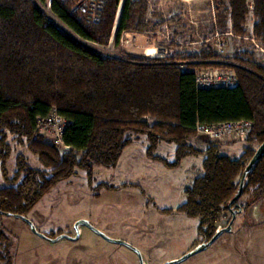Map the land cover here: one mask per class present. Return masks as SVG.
<instances>
[{
	"label": "trees",
	"instance_id": "16d2710c",
	"mask_svg": "<svg viewBox=\"0 0 264 264\" xmlns=\"http://www.w3.org/2000/svg\"><path fill=\"white\" fill-rule=\"evenodd\" d=\"M225 1L232 32L245 34L251 12L253 38L264 45V0H253L252 11L245 0ZM119 2L105 0L95 22L73 13L71 4L63 0H52L50 13L79 38L106 45ZM146 9V0L122 1L115 43L125 30L148 27ZM177 59L187 60L188 67L232 68L237 84L199 88L194 73L181 69ZM53 109L66 121L61 134L68 146L64 151L36 132L37 119ZM238 119L253 121L248 143L258 146L264 141V62L252 54L245 52L229 63L202 45L193 54L163 58L103 56L47 22L34 0H0V172L4 182L0 216H26L75 167L90 172L94 164L115 165L131 142V132L143 135L147 155L168 168L178 167L187 156H203L201 172L184 188V201L177 210L198 218L197 234L208 241L223 210L237 212L244 195L250 201L264 196L263 153L245 174L242 194L228 206L257 146L244 145L240 155L231 158L216 143L203 150L189 143L196 123ZM11 142L35 156L41 167L31 166L23 153H17L10 173ZM161 142L175 145L172 161L153 154ZM8 245L0 230V261H8Z\"/></svg>",
	"mask_w": 264,
	"mask_h": 264
},
{
	"label": "rangeland",
	"instance_id": "374dc122",
	"mask_svg": "<svg viewBox=\"0 0 264 264\" xmlns=\"http://www.w3.org/2000/svg\"><path fill=\"white\" fill-rule=\"evenodd\" d=\"M63 1L71 4L73 13L88 18L89 22L100 18L105 5V0H99V9L82 10L79 6L75 8L79 4L78 0ZM122 1L117 6L112 36L106 45L83 40L64 26L62 29L82 45L103 56L118 58H163L152 50L158 47L164 48L166 55L193 54L202 45H207L215 53V35L219 34V38L227 41L225 52L217 55L221 60L231 63L246 52L252 54L256 61L264 62V52L256 49L251 40V12L245 23V34L236 35L231 30L225 0H146L144 20L149 23L148 27L125 30L115 43L113 33L119 21ZM34 2L44 14L49 15V10H43L46 9L47 1L44 4ZM245 2L246 5H253V0ZM229 31L232 33L224 35ZM257 44L264 47L259 42ZM177 63L183 65L182 69H188L187 60H178ZM225 68L233 71L232 68ZM128 136L131 142L122 149L115 165L104 167L94 164L90 172L75 167L71 176L59 180L37 201L26 218L50 237L61 234L74 237L76 232L73 224L85 219L108 237L120 239L138 249L144 264H162L180 258L204 242V238L197 234L198 218L189 217L177 210L184 201V188L201 172L200 159L198 156H187L178 167L168 168L147 155L148 142L143 135L135 136L129 132ZM44 139L51 143L47 137ZM243 141L245 145L257 146L255 142L248 143L246 138ZM189 143L203 150L213 142L194 133ZM11 146L12 154L7 162L10 173L14 170V157L17 153H23L31 166L41 167L36 157L24 147L14 142H11ZM174 151L173 143L161 142L153 154L172 161ZM1 185L4 182L0 172ZM240 203L242 208L235 212L231 230L222 232L219 241H229L232 235L237 239L239 234H245L246 228L264 222V196L250 201L244 195ZM231 218L232 213L223 210L215 222V232L224 228ZM0 222L1 230L9 241L8 264H33L35 260L43 264L47 260L42 259L44 249L35 245L33 232L23 219L2 215ZM41 223L43 226H40ZM81 229L78 243H65L53 248L48 254V260L52 257L59 264H89L101 258V261H105L106 257L117 252L119 256L139 264L137 253L126 244L108 241L88 226L82 225ZM196 254L176 264H189L196 258ZM7 262L2 260L0 264Z\"/></svg>",
	"mask_w": 264,
	"mask_h": 264
},
{
	"label": "built area",
	"instance_id": "2783aa9c",
	"mask_svg": "<svg viewBox=\"0 0 264 264\" xmlns=\"http://www.w3.org/2000/svg\"><path fill=\"white\" fill-rule=\"evenodd\" d=\"M46 1V9L44 8L43 10L50 11V3L52 0ZM78 2L79 4H77L75 8H77L78 6L82 10H97L100 8V5L98 3L99 0H78ZM246 6L248 7V9H252L253 5L247 4ZM43 15L45 16L47 22L53 24L57 29H62V25L51 13H49V15L43 13ZM231 33L232 32L229 31L224 33V35H228ZM218 36L219 34L215 35V37H217L214 41L216 46L215 53L217 55H221L225 52L227 41L219 38ZM251 40L254 42L256 49L264 52V47L257 44L258 42L254 38H252ZM152 50L155 52L157 51L159 56L164 57L166 55V51L162 47L154 48ZM182 66V64H179V67L181 69ZM188 70L194 73L195 84L199 88L233 87L237 84V77L234 71L227 70L225 67H188ZM65 126V119L58 116L56 111L53 109L46 117L37 119L36 132L40 135H43L44 137H47L48 140H50L56 148L66 150L68 146L64 144L61 138V134ZM252 127L253 121L251 119H238L218 123H196L195 134L205 136L209 139L210 142L218 144L224 140H243L247 137Z\"/></svg>",
	"mask_w": 264,
	"mask_h": 264
},
{
	"label": "crops",
	"instance_id": "0c3cea01",
	"mask_svg": "<svg viewBox=\"0 0 264 264\" xmlns=\"http://www.w3.org/2000/svg\"><path fill=\"white\" fill-rule=\"evenodd\" d=\"M244 145L245 141L243 140H224L218 143L220 152L231 158L238 157ZM202 157V155L198 156L200 163ZM262 222L254 227L246 228L245 234L241 236L239 234L237 239L232 235L229 241H219V235L209 246L198 252L199 255L196 254V258L189 264H264V222ZM42 224L43 223H41L40 226ZM81 226L82 225H79L78 227L79 234L82 232ZM35 228L39 233L46 236L42 237L32 231L34 235L32 239L35 245L44 249L42 259L46 258L47 260H45L43 264H59L54 261L55 258L53 259L51 257L48 260V254H50L53 248L62 246L65 243L75 244L79 242V236L77 239H67L59 236L50 237L47 232L39 230L37 227ZM111 255L112 256L106 257L105 261H101V258L99 261H93L89 264H134L133 261L119 256L117 252ZM66 256L68 257V255ZM35 261L37 262V260ZM36 264H38V262Z\"/></svg>",
	"mask_w": 264,
	"mask_h": 264
},
{
	"label": "water",
	"instance_id": "95a60500",
	"mask_svg": "<svg viewBox=\"0 0 264 264\" xmlns=\"http://www.w3.org/2000/svg\"><path fill=\"white\" fill-rule=\"evenodd\" d=\"M264 153V141L262 143H260L253 156L251 157L250 161L248 162V164L246 165L243 173H242V176L240 177V181H239V187H238V190L237 192L235 193V195L233 196V198L230 200L228 206H230L234 201H236L240 195L242 194V189H243V183H244V177H245V174L251 169V167L255 164V162L261 157V155ZM18 218H21L23 219L24 221L27 222V224L30 226L31 230L42 236V237H46L44 234L42 233H39L35 226L33 225V223L26 218V216H16ZM235 217V212H232V218L231 220L229 221V223L222 229H219L217 230L213 236L208 240V241H204L202 243H200L199 245H197L195 248H193L192 250L188 251L187 253H185L184 255H182L180 258H175V259H172V260H169V261H165L163 262L162 264H176L180 261H183L185 260L186 258L190 257L191 255H194L202 250H204L207 246H209L222 232L224 231H230L231 230V222L233 220V218ZM79 225H85V226H88L89 228L93 229L97 234H99L101 237H103L104 239L108 240V241H111V242H114V243H121V244H126L128 247L132 248L136 253H137V256H138V263L139 264H144L143 263V260H142V257H141V253L138 249H136L135 247H132L131 245L125 243L124 241L120 240V239H113V238H110L108 237L107 235H105L103 232L99 231L98 229H96L95 227H93L89 221L85 220V219H80V220H77L74 224H73V228L76 232V235L74 237L72 236H69L67 234H61L59 237H64V238H67V239H77L78 236H79V231H78V226Z\"/></svg>",
	"mask_w": 264,
	"mask_h": 264
}]
</instances>
